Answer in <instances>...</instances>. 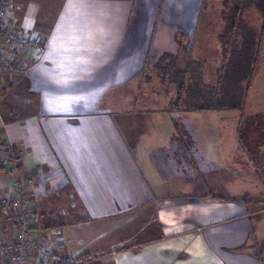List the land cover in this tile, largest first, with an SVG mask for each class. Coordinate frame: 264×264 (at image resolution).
<instances>
[{
  "label": "crops",
  "instance_id": "0c3cea01",
  "mask_svg": "<svg viewBox=\"0 0 264 264\" xmlns=\"http://www.w3.org/2000/svg\"><path fill=\"white\" fill-rule=\"evenodd\" d=\"M214 2L7 0L45 51L1 86L0 146L21 150L33 232L61 261L264 264V36L237 109L170 111L171 96L139 95ZM197 56L174 64L199 59L205 74ZM15 175L0 172V195Z\"/></svg>",
  "mask_w": 264,
  "mask_h": 264
},
{
  "label": "built area",
  "instance_id": "2783aa9c",
  "mask_svg": "<svg viewBox=\"0 0 264 264\" xmlns=\"http://www.w3.org/2000/svg\"><path fill=\"white\" fill-rule=\"evenodd\" d=\"M44 51L41 37L18 27L12 21L7 0H0V89L6 80L25 71L28 59H38ZM20 154L12 144L0 146V172L16 173L12 191L0 195V264H28L31 258L43 264H65L66 260L58 259L33 232L34 202L28 191L32 178L18 172Z\"/></svg>",
  "mask_w": 264,
  "mask_h": 264
},
{
  "label": "trees",
  "instance_id": "16d2710c",
  "mask_svg": "<svg viewBox=\"0 0 264 264\" xmlns=\"http://www.w3.org/2000/svg\"><path fill=\"white\" fill-rule=\"evenodd\" d=\"M235 26L233 24V31ZM257 41L240 39V48L232 51L231 59L221 62L214 85L205 82L201 60L189 59L183 68H179L174 64L173 54L163 53L155 68L159 82L171 96L168 110L211 111L241 107L255 66ZM223 51L226 54L228 50L223 48ZM142 76L145 81L149 80L147 72ZM65 264L69 261L66 260Z\"/></svg>",
  "mask_w": 264,
  "mask_h": 264
},
{
  "label": "rangeland",
  "instance_id": "374dc122",
  "mask_svg": "<svg viewBox=\"0 0 264 264\" xmlns=\"http://www.w3.org/2000/svg\"><path fill=\"white\" fill-rule=\"evenodd\" d=\"M220 1V3L214 2L213 4L204 3V8L195 9V13L197 12L196 14L199 20L198 25L195 27V36L192 32L194 26L192 27L188 24L185 26V33L187 37L186 40L189 42H186L184 38L181 39V37L178 36L177 39L175 38V42H171L170 46V52H178L176 57L174 56V58H176L175 62L178 65H182L184 60L189 57L199 58L197 54L199 55V53H202L204 58V76L205 80L208 79L209 81H212L214 79L213 77L216 78L215 71L217 68H220L222 65L221 62L231 59L232 51L240 48L238 46L240 45V39L242 37L248 40L258 39L260 46L261 39L264 36V10L259 7V3H248L245 8L240 10L237 9L238 3L235 0ZM190 11L194 12V10ZM233 24L236 25L234 31ZM242 31L244 32L242 33ZM239 36L241 37L238 38ZM179 42H181V45H179ZM188 43H193L194 50L187 47ZM223 48L228 50L226 54ZM154 84L155 87H153ZM159 84H161L159 79H154L153 77V82L147 85L148 90L141 87L139 95L144 96L147 95L146 93H149V95H155L156 97L164 95L170 96V94H167L168 89L166 90L164 85L162 86ZM244 98L246 99V94L243 100ZM243 107L245 106L243 105ZM203 122H205V120H203ZM126 247H130V245H124L122 248L124 249ZM84 259L87 258L83 256L76 260H83L80 262V264H83L85 262ZM101 259L108 260V256H103ZM106 260L101 264H110L108 261L106 262Z\"/></svg>",
  "mask_w": 264,
  "mask_h": 264
}]
</instances>
